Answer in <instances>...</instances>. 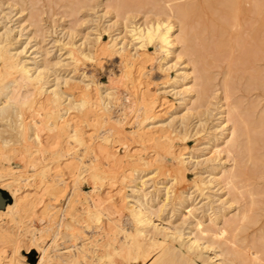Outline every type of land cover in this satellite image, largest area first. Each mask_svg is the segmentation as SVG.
Returning <instances> with one entry per match:
<instances>
[{
	"label": "bare ground",
	"instance_id": "1",
	"mask_svg": "<svg viewBox=\"0 0 264 264\" xmlns=\"http://www.w3.org/2000/svg\"><path fill=\"white\" fill-rule=\"evenodd\" d=\"M108 1L117 17L130 0ZM162 2L159 12L148 11L157 18L125 26L127 41L111 35L105 42L99 32L78 45L70 36L64 62L76 76L69 78L48 79L47 59L41 68L21 56L12 28L0 27V148L23 159L16 170L0 167V188L11 196L0 208V264H264V222L246 231L263 216L264 185L255 179H264V107L233 94L241 78L243 89L264 90V67L253 62L264 57V0ZM31 24L39 30L36 19ZM183 57L189 68H175ZM216 59L225 60L219 86L209 70ZM103 62L111 67L107 85L84 69ZM163 78L168 91L151 89ZM216 86L217 125L206 132L200 122L189 131L187 122L210 103ZM180 107L185 112L178 115ZM195 135L204 145L196 155L178 143ZM192 164H202L208 178H190ZM153 171L166 178L154 197L165 191L172 210L182 204L179 184L188 181L205 194L201 213L185 229L153 221L158 210L140 187ZM82 179L91 183L89 193ZM211 185L222 192L217 198L203 192ZM195 206L182 207L190 213ZM21 237L28 243L22 249L36 252L31 262L20 251Z\"/></svg>",
	"mask_w": 264,
	"mask_h": 264
},
{
	"label": "rangeland",
	"instance_id": "2",
	"mask_svg": "<svg viewBox=\"0 0 264 264\" xmlns=\"http://www.w3.org/2000/svg\"><path fill=\"white\" fill-rule=\"evenodd\" d=\"M24 1L25 2H21L17 0H0V27L5 25L7 27L12 28L10 35L13 37V40H16L14 41V46H16L17 49H19L18 51H20L21 56L26 58L29 57L28 59H31V57L34 58L31 60L36 61L37 65L41 68L43 65L42 62L43 58L47 59L50 66L48 67L50 68L49 69L50 73L49 70L47 71V75L48 77H50L48 79H52L55 75L58 76L60 75L66 78H69L70 76H76V74L71 70V67L68 64L67 65L65 64V62L67 63V58L65 56V50L63 48H64V43L68 41L70 36H72L73 40L78 45L82 41L83 43H85V45L87 44L89 45L90 44L89 42L99 32L101 33L102 40L105 42L108 41L111 35L112 36L118 35L119 36L118 40L124 37V41H127L129 40V37L128 34L126 33L125 26L127 25L129 26V24L131 25L133 23H142L145 21V19L150 20L157 18V16L153 15L152 13H156L157 11L159 12L161 10L160 6H162V4L164 5V2H162L163 0H157V1L130 0L128 2L125 1L126 4L124 6V9L127 6L126 9L120 16L115 17L113 11H111L110 8L106 7V4L109 3L108 0H88L83 4L77 3V0H65L64 3L63 0H57V1L55 0L56 2H51V3L48 0H32L31 2H29L28 0H24ZM136 1L143 2L142 3L143 6H141L139 10H136L137 8L135 6L136 5L135 3L131 4V2H136ZM154 2L157 3V5ZM153 3L156 6H153L154 5ZM69 6L75 7L76 12L73 14L69 13V8H68ZM149 10H151L152 13H149L148 12ZM164 11L166 12V10ZM31 13L33 14V16L31 15ZM29 14L31 15L32 18L29 17ZM161 16L164 17L163 15ZM33 19H36V21L38 22L40 26L39 30L36 29L35 25L31 24ZM104 28H107V30H105ZM2 31L3 29L0 30V32ZM121 41L122 40H120V42ZM148 47H149L148 48L149 51H152L151 45H148ZM263 58L262 60L261 59L260 60L256 59V61L254 60L253 61L254 64L256 63L257 65L259 64L258 66L264 67ZM170 59H171L169 60L170 64L176 62L175 58L171 57ZM113 60H114L113 63H116V57ZM181 61L184 62L180 65L176 64L175 68L178 69L179 67L182 66L189 68V65L187 64L186 61V57H183L179 61L177 60V62H181ZM213 61L210 62L209 70L210 72H212V74L214 73V76L216 77L215 84L219 86L218 83L221 81V77H222L221 71L224 68L223 66L225 65V60L216 59V61L215 60ZM55 63L57 65H55ZM109 65L110 64L107 62H103L102 64H97V65L96 64L86 65L84 66V69L91 72L94 75V78L98 82L107 85L108 84L107 71L111 68L109 67ZM52 69L54 70L53 72L54 73L57 72V74L53 75V72L51 73ZM188 70L190 71V69ZM246 70L247 69L243 71L246 72ZM174 71H175L174 68L171 69L170 74L173 75ZM75 72L80 73L81 71L78 70L77 72L76 70ZM241 81L242 78L235 84L236 86L233 88L234 90L233 94L235 96H238L237 98L241 96L240 100H242L245 103H249V102L255 103L254 101H256L257 103L256 104L257 107L255 105L256 110L262 109L264 107V90L262 91L260 88L259 89L249 88V90H246L245 88L243 89V85ZM167 85L168 82L166 81V79L163 78L161 80L158 81L156 80L155 82H152L150 84V87L153 90L154 88H157L160 90L168 91L170 88L168 87L169 85L168 86ZM218 86H216L217 89L215 88L216 90L212 94L213 97L210 99V103H207L202 107H199L196 111L197 113L193 115L194 118H192V120L190 119V122L189 121L187 122L189 131L192 130V132H194L193 130L197 127V125L200 124V122L203 124V128L206 132L209 130L210 131L213 130L217 125V120H216L217 115H215L216 113L215 102H217L221 98V91L218 88ZM166 98L174 102L175 106H178L179 101L177 96H173V94L169 92L166 93ZM176 111L178 115L185 112V110H183V107L177 108ZM131 115L132 114L127 116V120L130 119ZM126 126L127 128L129 127L128 124ZM197 139L198 136L195 135L191 138L186 139L185 141L179 140L178 143H184L183 145L187 147L188 151L194 150V154H195L197 149H200L204 146L203 144H199L200 141H197ZM116 140L117 139H115L114 144L120 145V142ZM125 144H128L129 146L137 145L136 142H133L132 140L125 141ZM147 152L151 154V149H147ZM207 156H209V154H204L203 156H200V160L204 159ZM222 160L225 161L226 166L231 165V162L229 160H226L225 157H223ZM22 162L23 159L21 155L13 154L11 152H5L3 149L0 148V167H3L4 169L12 168L13 170H16L22 164ZM188 166H189L188 176L190 178L191 175L199 178L200 177L208 178L207 177L208 173L205 172V170L202 168V164L201 165L192 164ZM154 167L155 165L151 166L152 169ZM154 172L155 171L148 174L147 177H149V179L142 178L141 183L143 184H141L140 186L144 189V193H146L148 199L152 200V203L154 204L153 207L154 210H158V212H156L157 214L152 215L153 221L155 223H161L165 227L171 226V227H178L185 229V226L190 224L189 221H191V219L194 217L193 215L198 216V214L201 213V208L203 207L202 202H204L203 200L206 199V198L204 199L202 198L205 194L199 195V190H197V188L194 187L188 181L179 184L176 190L177 191L182 190L181 194L183 196L180 194V196L183 197L182 204L184 205L189 203V204H194V206L195 205L196 206L195 209H192V212L190 213H187L190 207L187 210H185V208L182 207L183 206L182 204L177 205L175 209L172 210L171 201L166 200L164 196L165 191H161V193L158 194V197H154L157 186L161 187L162 185L161 182L166 180L165 177L157 176V174H155ZM145 179L146 181H144ZM262 179L260 180L259 178H256L255 180L258 182L261 181L262 184L264 185V179L263 180ZM80 185L82 191H84L85 193H89L92 190L91 183L86 179H82ZM167 186H169V184H167ZM204 189L203 192H206V194H208L212 199L217 198V196L222 194V192L218 191L216 189V186L214 185H211L208 189L206 188ZM7 193L9 194L8 191ZM124 194L128 195L126 200L128 201L132 200L129 189H126ZM260 195L261 197L258 198L257 196V198L260 201H262L259 202V205L261 204V207H263L262 210L264 211V203H263L264 195L263 194ZM9 197L11 200L10 195ZM221 198H224V195ZM184 200L187 202H185ZM214 201L212 202V206L213 205L215 206L217 204L216 203L217 200ZM239 201L242 202V198H240ZM238 203L235 202V204L234 203L233 204L235 206ZM180 209L182 215L177 214L180 213ZM234 209L232 208L231 211ZM260 211H259V215L261 213V215L263 214V216L258 217L257 223L255 222L247 227L246 231L248 234L254 233L257 230V228L264 222L263 221L264 212L263 211L260 212ZM203 217H205V215ZM59 240L60 242L58 241V243H62V240L61 239ZM20 243H21L20 251L24 254L25 258L27 257L26 259L30 262L33 261L36 255L35 250L30 249L27 252L25 251L26 245H28V243L24 237L20 238L19 244ZM22 248L25 250H23ZM136 264H142V263L137 262Z\"/></svg>",
	"mask_w": 264,
	"mask_h": 264
},
{
	"label": "trees",
	"instance_id": "3",
	"mask_svg": "<svg viewBox=\"0 0 264 264\" xmlns=\"http://www.w3.org/2000/svg\"><path fill=\"white\" fill-rule=\"evenodd\" d=\"M0 197L4 199L5 203H8L10 201L9 194L3 188H0Z\"/></svg>",
	"mask_w": 264,
	"mask_h": 264
},
{
	"label": "water",
	"instance_id": "4",
	"mask_svg": "<svg viewBox=\"0 0 264 264\" xmlns=\"http://www.w3.org/2000/svg\"><path fill=\"white\" fill-rule=\"evenodd\" d=\"M4 204H5L4 199L0 197V207L4 206Z\"/></svg>",
	"mask_w": 264,
	"mask_h": 264
}]
</instances>
